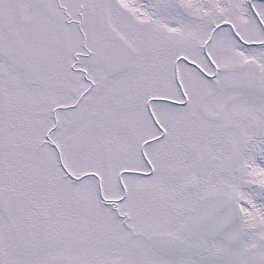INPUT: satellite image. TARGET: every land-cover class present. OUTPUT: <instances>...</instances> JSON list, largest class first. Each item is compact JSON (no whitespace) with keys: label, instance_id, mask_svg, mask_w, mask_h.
I'll return each mask as SVG.
<instances>
[{"label":"snow or ice","instance_id":"snow-or-ice-1","mask_svg":"<svg viewBox=\"0 0 264 264\" xmlns=\"http://www.w3.org/2000/svg\"><path fill=\"white\" fill-rule=\"evenodd\" d=\"M0 264H264V0H0Z\"/></svg>","mask_w":264,"mask_h":264}]
</instances>
